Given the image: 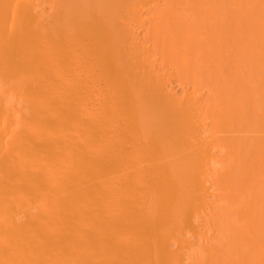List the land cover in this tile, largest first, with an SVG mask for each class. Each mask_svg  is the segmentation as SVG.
<instances>
[{
  "label": "bare ground",
  "instance_id": "1",
  "mask_svg": "<svg viewBox=\"0 0 264 264\" xmlns=\"http://www.w3.org/2000/svg\"><path fill=\"white\" fill-rule=\"evenodd\" d=\"M0 264H264V0H0Z\"/></svg>",
  "mask_w": 264,
  "mask_h": 264
}]
</instances>
